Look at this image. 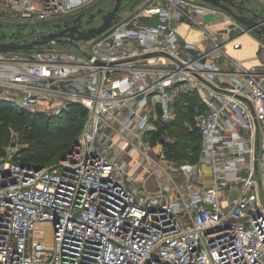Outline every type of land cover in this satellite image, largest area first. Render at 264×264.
I'll list each match as a JSON object with an SVG mask.
<instances>
[{"label": "built area", "instance_id": "obj_1", "mask_svg": "<svg viewBox=\"0 0 264 264\" xmlns=\"http://www.w3.org/2000/svg\"><path fill=\"white\" fill-rule=\"evenodd\" d=\"M98 1L0 0V27L5 12L21 27L54 25L106 7ZM209 8L247 27L203 0H151L79 47L0 50L2 101L87 110L57 161L0 159V264H264V63L230 57L226 42H241L210 27ZM185 18L210 49L180 40ZM183 93L200 101L196 159L171 157L176 138L160 134L179 120Z\"/></svg>", "mask_w": 264, "mask_h": 264}, {"label": "rangeland", "instance_id": "obj_2", "mask_svg": "<svg viewBox=\"0 0 264 264\" xmlns=\"http://www.w3.org/2000/svg\"><path fill=\"white\" fill-rule=\"evenodd\" d=\"M151 2V0H125L121 5L119 12L122 16H131L137 13L138 11H143L144 8ZM113 3V0H99L97 5H105L106 7L110 6ZM249 6L256 8L258 11L264 14V2L261 0H252L249 2ZM14 11L3 13V22L4 28L6 29V36L8 39L12 37H24L28 34H36L38 31L42 29H48L53 26V21H46L40 23H32L28 22L23 27L20 24H17V16L13 13ZM210 17H208L209 19ZM146 19V18H144ZM242 39L244 43V47H246L248 51V55H253L255 53V47L251 46L247 42V38L244 36ZM80 44L85 45L86 41L80 40ZM56 46L58 47H67V42H57ZM230 57L236 59L230 52L226 51ZM250 52V53H249ZM184 101H189L188 105H182ZM180 103V118L174 123H170L165 126V128L160 129L161 136L163 134H167L170 137H175L176 139L181 138L187 139L188 133L194 129L193 123H190L191 118V110L194 105H198L200 103L198 99V95L196 93L186 94L183 93L179 100ZM1 108V118L8 117L9 118V126L7 127L6 133L3 135V139L6 141L5 144L0 148V159L8 158V157H26L27 152L33 150L32 142L27 139L28 137H33L36 131H42L43 136L49 138L51 142H55L63 134L67 132H71L72 135L76 136L75 140L78 139L81 133V127H74L70 130V113H66L68 108H63L60 112H56L53 109H42V110H32V112H26L24 115H20L19 113L13 114L10 112H6L5 109ZM66 110V111H65ZM0 118V123L4 121V119ZM82 119V118H81ZM40 127H39V126ZM193 127V129L191 128ZM64 128V129H63ZM197 131V130H195ZM34 133V134H33ZM74 143V142H73ZM67 142H59L58 143V151L56 156L46 162L45 165L51 164L57 161L59 155L63 150L68 147H71L73 144ZM167 147V146H166ZM195 151V150H194ZM193 150L190 151V155L196 153ZM198 151V150H197ZM26 153V154H25ZM155 185V183H154ZM150 188L152 184H149ZM46 224H40V228H46ZM52 227H47V237L49 238L51 235Z\"/></svg>", "mask_w": 264, "mask_h": 264}, {"label": "water", "instance_id": "obj_3", "mask_svg": "<svg viewBox=\"0 0 264 264\" xmlns=\"http://www.w3.org/2000/svg\"><path fill=\"white\" fill-rule=\"evenodd\" d=\"M115 3L111 9L106 11V7L100 6L95 11L85 10L80 12L72 20L65 19L63 22L54 23V26L59 28L58 30H51L47 33L41 34L39 37H36L32 40H22V39H9V40H0V50H31L35 49L39 45L52 46V41L58 42H69L70 44L79 47L80 40L90 39L98 34L103 33L112 27L115 23L121 18V14L118 13L121 5L125 0H114ZM205 2L211 3L215 6H218L236 19L241 21L244 25L247 26L249 30H253L259 38L264 39V14L260 11L255 10L253 7L248 6L246 3L251 2L252 0H203ZM251 13V14H250ZM100 14L101 23L98 25H91L85 27L84 24L89 25L92 23L94 18ZM88 16L84 20V17ZM2 23L0 22V26ZM163 51L149 52L138 57H132L130 59L136 60L142 57H149L153 54H159ZM129 60V59H125ZM101 62V61H98ZM114 63V62H112ZM164 141V139L162 140ZM39 167L41 165H38ZM152 184L154 188L157 185L152 183V179L147 183ZM150 187V186H149Z\"/></svg>", "mask_w": 264, "mask_h": 264}, {"label": "trees", "instance_id": "obj_4", "mask_svg": "<svg viewBox=\"0 0 264 264\" xmlns=\"http://www.w3.org/2000/svg\"><path fill=\"white\" fill-rule=\"evenodd\" d=\"M43 47V46H39ZM0 107L5 109L6 112H10L13 114L19 113L20 115H24L26 112H32V110L26 109V108H19L16 107L15 105L2 101L0 99ZM69 111H66V113H70L71 117L70 118V130L76 127H81L83 128L84 122L87 117V110L80 104H72L68 107ZM0 108V118L3 112H1ZM4 121L0 123V148L5 144V140L3 139V135L7 131V127L9 126V118L8 117H3ZM1 118V119H2ZM82 118V119H81ZM39 126V125H38ZM40 127V126H39ZM64 129V128H63ZM194 128L192 131L188 133L187 139H181L178 138L176 139V142L168 145V154L172 157H176L178 159H184V158H191V159H196L198 157V153L200 150V144H201V136L199 131ZM37 133H33V137H28L29 141L32 142L33 150L30 151V153L27 152L26 157H16L15 159H21L23 162H30L34 163L37 165H45L47 161L52 159L53 157L56 156V153L58 151V143L59 142H67L73 143L75 142V137L74 135L71 134V132H67L60 137L55 142H51V140L45 136H43L42 131H36ZM74 144V143H73ZM72 144V145H73ZM71 145V147H72ZM68 147L65 150L61 152L59 155L58 159H60L62 156L65 155V153L71 148ZM196 151L195 154L190 155V151ZM198 150V151H197ZM194 151V152H195ZM190 152V153H189ZM26 154V153H25ZM57 159V160H58Z\"/></svg>", "mask_w": 264, "mask_h": 264}, {"label": "crops", "instance_id": "obj_5", "mask_svg": "<svg viewBox=\"0 0 264 264\" xmlns=\"http://www.w3.org/2000/svg\"><path fill=\"white\" fill-rule=\"evenodd\" d=\"M203 17L207 20L212 29L221 32L220 36L223 40L233 35L237 36L236 41H240L241 45L235 47L234 41H228L225 44V50L235 56L238 61L246 66L264 63V40L259 38L253 30H248L245 26V28L239 30L234 29V22L230 19H224L221 13L215 12L211 8L203 14ZM208 17L210 18L208 19ZM153 21H157V19L155 18ZM179 34L182 42L195 43L198 47L204 50L210 49L211 47V43L207 39L203 30L189 18H185L181 21L179 25ZM244 36L247 38V42L255 47V53L253 55L247 54L248 51L246 47H244L245 42L240 39Z\"/></svg>", "mask_w": 264, "mask_h": 264}, {"label": "flooded vegetation", "instance_id": "obj_6", "mask_svg": "<svg viewBox=\"0 0 264 264\" xmlns=\"http://www.w3.org/2000/svg\"><path fill=\"white\" fill-rule=\"evenodd\" d=\"M114 3H115V1L113 0V3H111L110 6L107 7V9L113 7ZM246 4H247L248 6L250 5L249 3H246ZM254 9L257 10L256 8H254ZM257 11H258V10H257ZM118 13H120V12L118 11ZM250 14H251V13H250ZM87 18H88V16H85V17H84V20L87 19ZM59 21H60V20L55 21V23H57V22H59ZM101 21H102V19H101V15L98 14V15L94 18V20L92 21L91 24H89V25L84 24V26H85V27H88V26H91V25H97V24L101 23ZM53 26H54V25H53ZM50 29H52V30H58L59 28H57V27L54 26V27H50ZM5 32H6V29L4 28V26H3V28L0 27V37H1V38H4L3 35H4V36L6 35Z\"/></svg>", "mask_w": 264, "mask_h": 264}]
</instances>
